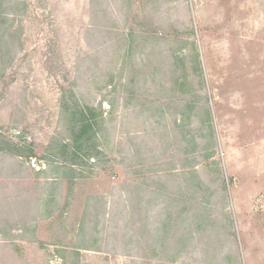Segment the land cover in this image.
Instances as JSON below:
<instances>
[{
	"label": "rangeland",
	"instance_id": "1",
	"mask_svg": "<svg viewBox=\"0 0 264 264\" xmlns=\"http://www.w3.org/2000/svg\"><path fill=\"white\" fill-rule=\"evenodd\" d=\"M19 1L0 133L35 155H0V264H264V0ZM63 95L106 122L74 182Z\"/></svg>",
	"mask_w": 264,
	"mask_h": 264
},
{
	"label": "trees",
	"instance_id": "2",
	"mask_svg": "<svg viewBox=\"0 0 264 264\" xmlns=\"http://www.w3.org/2000/svg\"><path fill=\"white\" fill-rule=\"evenodd\" d=\"M20 3L19 0H0V75H4L7 69L6 58H10V55L17 50V36L10 31L13 26L10 17L12 8ZM8 33L13 42L9 40ZM74 99L75 102L69 104L66 96H62L61 112L65 120L64 130L67 136L53 140L48 148L51 155L57 158L51 161L50 170L70 182L84 177L77 172L76 166L82 165L80 162H84V159H99L100 155H103L104 136L107 139L104 133L106 123L103 118L104 112L99 111L96 106L79 103L76 97ZM6 153L23 158L35 155L31 143L17 142L0 133V155ZM46 170L39 174L45 173Z\"/></svg>",
	"mask_w": 264,
	"mask_h": 264
}]
</instances>
